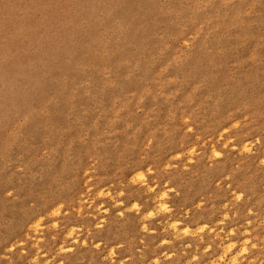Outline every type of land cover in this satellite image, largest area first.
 Here are the masks:
<instances>
[{
	"label": "rangeland",
	"instance_id": "374dc122",
	"mask_svg": "<svg viewBox=\"0 0 264 264\" xmlns=\"http://www.w3.org/2000/svg\"><path fill=\"white\" fill-rule=\"evenodd\" d=\"M0 264H264V0H0Z\"/></svg>",
	"mask_w": 264,
	"mask_h": 264
},
{
	"label": "bare ground",
	"instance_id": "6f19581e",
	"mask_svg": "<svg viewBox=\"0 0 264 264\" xmlns=\"http://www.w3.org/2000/svg\"><path fill=\"white\" fill-rule=\"evenodd\" d=\"M53 42V41H52ZM86 54V53H85ZM83 58V57H82Z\"/></svg>",
	"mask_w": 264,
	"mask_h": 264
}]
</instances>
